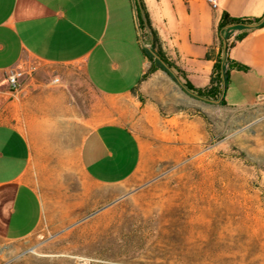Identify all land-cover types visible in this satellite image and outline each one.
I'll return each instance as SVG.
<instances>
[{"label":"rangeland","instance_id":"obj_1","mask_svg":"<svg viewBox=\"0 0 264 264\" xmlns=\"http://www.w3.org/2000/svg\"><path fill=\"white\" fill-rule=\"evenodd\" d=\"M163 72L147 94L116 99L79 67L30 61L4 75L45 212L30 238L0 242V264H264V100L222 105ZM111 120L134 132L142 160L129 193L104 202L111 191L86 179L78 145Z\"/></svg>","mask_w":264,"mask_h":264},{"label":"crops","instance_id":"obj_2","mask_svg":"<svg viewBox=\"0 0 264 264\" xmlns=\"http://www.w3.org/2000/svg\"><path fill=\"white\" fill-rule=\"evenodd\" d=\"M142 1L168 60L201 89L210 85L214 64L225 52L219 32L223 13L240 19L264 15V0H215V7L212 0ZM261 24L264 18L258 24L228 25L221 35L232 43L242 32L249 33L228 53L249 68L230 76L224 96L231 107L264 100ZM141 35L136 0H0V242L30 238L45 212L33 183L34 145L28 131L14 122L18 93L7 88L4 75L30 61L74 66L106 98L134 91L147 94L166 73L158 70L145 77L151 64L143 48L148 49L150 42L145 45ZM33 98L31 94L32 102ZM25 99L27 104V94ZM78 160L87 180L110 189L101 195L106 202L133 188L142 148L128 126L111 120L86 132L78 145Z\"/></svg>","mask_w":264,"mask_h":264},{"label":"trees","instance_id":"obj_3","mask_svg":"<svg viewBox=\"0 0 264 264\" xmlns=\"http://www.w3.org/2000/svg\"><path fill=\"white\" fill-rule=\"evenodd\" d=\"M136 3H137L138 29L142 32V35L145 34V36H148L151 45V50L147 48H143V53L148 58L151 64L145 77H147L150 74H153L158 70H163L166 72L169 71L170 73L176 72L177 78H179L183 87L190 93L198 97L206 98L209 100L220 99V103L222 105H227L224 96L225 94L223 95V91L227 89L232 72L233 71L247 72L249 69L246 65L233 61L229 57L228 53L232 49L236 48L238 44L242 42L249 35V33L242 32L236 37L235 41H233L232 43L226 41L227 36L222 38L221 35L224 32V28L228 25L242 26L246 24H258L264 18V15L262 17H256L253 19H240V18L231 17L227 12L223 13L221 22L219 24V32H220V43L222 47L224 46L225 52L224 54L221 53L218 56L214 64L210 85L206 88L201 89V88H196L187 79L185 73L180 68H178L174 63L168 60L159 43L157 34L151 26L149 15L148 12L146 11L143 1L136 0ZM263 26L264 25L262 24L259 25V27H263ZM152 52H154L157 57L154 56ZM168 67L170 69H168Z\"/></svg>","mask_w":264,"mask_h":264},{"label":"built area","instance_id":"obj_4","mask_svg":"<svg viewBox=\"0 0 264 264\" xmlns=\"http://www.w3.org/2000/svg\"><path fill=\"white\" fill-rule=\"evenodd\" d=\"M212 3H213V6L215 7L216 6V2L215 0H212ZM22 73L21 72H12L9 76H8V80H9V83L12 85V86H16L17 85V82L19 80V78L21 77ZM57 81V80H56Z\"/></svg>","mask_w":264,"mask_h":264},{"label":"water","instance_id":"obj_5","mask_svg":"<svg viewBox=\"0 0 264 264\" xmlns=\"http://www.w3.org/2000/svg\"><path fill=\"white\" fill-rule=\"evenodd\" d=\"M148 49L151 50V45L148 46ZM152 54H153L154 56H156V54H155L154 52H152ZM156 57H157V56H156ZM168 69H170V68L168 67ZM224 92H225V90L223 91V95H224Z\"/></svg>","mask_w":264,"mask_h":264}]
</instances>
